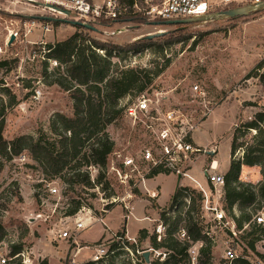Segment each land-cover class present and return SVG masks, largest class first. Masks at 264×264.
I'll use <instances>...</instances> for the list:
<instances>
[{"label": "rangeland", "instance_id": "1", "mask_svg": "<svg viewBox=\"0 0 264 264\" xmlns=\"http://www.w3.org/2000/svg\"><path fill=\"white\" fill-rule=\"evenodd\" d=\"M153 2L160 3L162 0ZM221 10L225 9L211 8L209 14ZM77 20L74 14L63 16L21 0H0V63H4L0 65V103L2 101L7 107L3 138L6 141L21 136L36 139L43 134L51 139L50 123L54 116L60 114L72 117L73 102L69 94L57 85H50L53 79L64 75L63 67L54 64L52 60H46L44 56L47 45L62 42L78 33L86 35L87 43L95 41L107 45V52L111 46L119 49L130 46L127 54L121 50L113 53L117 55L112 59L113 64L116 63L119 70L141 71V76L149 78V83L144 84L140 93L133 92L119 102L117 109H120V114L106 128L114 143L113 150L125 149L131 154L150 144L151 138L144 124L141 121L133 124L123 114V107L145 92L158 90L165 93L171 103H183L187 113L199 120L202 101L190 95L191 86L197 84L207 94L211 113L215 111L201 119L198 130L193 134V141L197 146L213 148L215 152L200 155L191 174L203 182L201 185L204 187L199 168L215 161L218 172L224 174L225 179L230 162L242 156L241 151H236L233 158L230 156L232 130L240 122L248 120L255 111L253 107L243 104L252 102L264 107V88L255 78L245 80L248 74L264 73V68L255 70L256 65L264 59V12L235 20L222 19L181 26H165L157 24L159 22L128 23V33L110 38L104 37L98 29L97 32L79 30L71 24ZM32 22L35 26H32ZM38 24L44 27H38ZM46 25L49 26L48 31L45 30ZM159 31L164 34L153 39H141ZM12 36L13 40L9 44ZM105 51L96 49L102 56ZM84 152L89 154L83 148L73 161L66 157L68 169L52 179L41 173L39 165L26 151L20 154L25 156L22 161L17 160L18 156L11 160L1 159L0 223L4 228L1 240L5 238L13 241L14 245L25 249L26 256L30 258L27 264H85L91 261L96 249L111 251L113 245L116 249L114 256L109 258L110 264L162 263L167 259V251L162 247L152 248L150 238L155 237L157 243H162L167 232L173 229L172 223L179 214L177 211H180L181 221L174 235L180 241L186 239L182 231L189 219H197L203 226L208 222L200 209L199 192L188 181H184L183 185L192 191L193 207L191 202L189 209L179 205L177 211L166 215L168 220L161 219L160 214L170 207L175 189L180 188L177 178L170 174L156 175L147 183L148 188L158 187L160 190L157 200L162 207L158 206L157 200H150L144 192L137 191L138 196L130 204L133 205V216L126 219L129 212L124 209L121 199L117 203H110L111 198H121L126 190L107 175L110 157L104 168L89 170L84 165ZM0 156L3 157L1 152ZM69 167H73V170ZM86 171L90 181L92 177L95 180L99 175L103 176L101 184L87 187L81 184L68 185L65 182L68 174ZM238 180L243 184L246 197H249L250 192L255 193L253 203L246 206L245 211L257 212L264 206L262 197L257 193L258 185L263 181L260 168L254 166L247 170L241 166ZM47 182L57 186L60 198L47 197ZM210 190L214 196L210 200L214 203L217 200L216 192L212 187ZM35 193L44 196L41 197L45 198L43 204L40 196H34ZM220 201L227 207L223 199ZM74 202H80L82 206L80 216L102 219V222H96L77 235L78 245L59 240L51 233L54 228L63 231L72 227V220L65 219L62 211L70 209ZM227 212L239 215V207H233ZM144 218L148 219L142 220ZM210 224L212 227L208 230L214 241L211 242L208 264H231L224 257V243L232 242L227 230L214 227L213 222ZM125 229L130 237L126 236ZM201 245V242L190 243V264L196 263ZM230 247L236 255L255 259L253 254L256 255V247L251 251L243 240L230 244ZM189 250L194 253L190 254ZM145 251L149 252L147 261L142 257ZM195 255L193 261L192 256ZM11 264L22 263L15 261Z\"/></svg>", "mask_w": 264, "mask_h": 264}, {"label": "trees", "instance_id": "2", "mask_svg": "<svg viewBox=\"0 0 264 264\" xmlns=\"http://www.w3.org/2000/svg\"><path fill=\"white\" fill-rule=\"evenodd\" d=\"M237 7L236 5H230L226 9ZM262 12L264 11L258 13ZM36 19H40V17H36ZM123 22L142 23L146 21L141 17H134ZM101 25L111 26L110 23H101ZM77 28L84 32H89L84 28ZM87 41L86 35L82 36L75 33L62 42L46 46L44 58L61 65L64 73L63 76L53 79L50 85L59 86L69 94L73 102L72 117L67 118L57 114L52 119L50 123L51 139L41 134L36 139L31 136H21L13 141H6L2 136V132L7 107L1 101L0 152L3 157L0 156V170L2 169V158L3 160H11L26 151L31 159L39 165L41 173L52 179L65 169H68L69 162L65 158L68 157L70 161L75 160L83 148L89 152L88 155L86 152L83 153V161L86 168L90 166L99 169L105 167L107 158L114 147V143L110 139L106 128L120 114V109H117L119 102L133 92L140 93L144 88V84L149 83V78L141 76V71L134 69L119 70L117 64H113L112 59L117 57L113 53L121 50L124 54H127L130 51V46L123 49L111 46L107 52L105 51V48H108L107 45L95 41L87 43ZM139 42L144 43L143 41ZM96 49L105 51L104 56L99 55ZM0 65H4V63H0ZM263 68L264 59L256 65L255 70L259 71ZM251 78L257 79L260 86L264 88V73L261 75L248 74L245 80ZM243 105L253 107L255 111L248 120L240 122L232 130L230 156L233 158L236 151H241L242 156L238 160L233 159L229 164L224 179L222 197L227 206L224 209L227 215L234 219L237 229H242L245 224L251 221L252 215L256 213H247L245 211L246 206L253 203L255 193L250 192L249 197H246L242 189L243 184L238 180L241 166H257L260 168L263 181L258 185L257 193L264 201V107L252 102L244 103ZM240 138L241 140L238 142ZM69 168L73 170V167ZM103 178V176L99 175L92 182L86 171L68 174L65 182L68 185L81 184L92 187L101 184L100 182ZM198 194L202 202V195L201 193ZM191 195L192 191L187 187H177L170 199L168 211H163L160 214L161 219L163 221L168 220L169 218L166 215L169 212L177 211L179 205L189 209L191 202L193 207ZM34 196L37 198V193ZM236 206L239 207V215L237 213L231 215L227 212ZM81 208L80 202H74L70 209L66 208L64 210L63 216H73ZM177 212L180 214V211ZM179 214L172 223L173 229L167 232V237L162 243H157L155 237L150 238L152 248L158 249L162 247L167 251V259L164 262L153 261L150 264H190L188 249L191 242L203 243L198 251L195 264H208L210 261L212 240L205 234L206 227L199 220L194 219L193 221L189 219L186 222L185 228H183L186 237L185 241H180L175 237L174 233L177 231L181 221ZM3 232L4 228L0 223V241ZM253 234L252 230H245L242 236V240L246 242L247 248L251 249V251H253L255 243ZM111 248L112 250H108V254L99 261L91 260L85 264H110L109 258L114 256L116 246L113 245ZM21 250L20 245H13L11 247V255L19 253ZM231 264L251 263L244 255H241L231 261Z\"/></svg>", "mask_w": 264, "mask_h": 264}, {"label": "built area", "instance_id": "3", "mask_svg": "<svg viewBox=\"0 0 264 264\" xmlns=\"http://www.w3.org/2000/svg\"><path fill=\"white\" fill-rule=\"evenodd\" d=\"M22 1L50 5L52 8L44 9L63 16L65 14L62 11L74 14L78 18L77 22L92 25L106 38L118 36L121 30L129 29L128 23L131 22H123L129 18L141 17L149 23L195 19L210 16L209 10L211 8L226 9L230 5L255 6L264 2V0H162L160 3H154L153 0ZM101 23H110L111 26L101 25ZM32 26H35L34 22H32ZM37 26L44 27L42 24ZM45 30H49L48 25L45 26ZM53 63L56 64V62ZM190 95L193 99L202 101L203 109L199 120L187 113L183 103H171L169 96L158 90L151 93L145 92L139 95L134 102L123 107V114L126 119L132 121L133 124L137 121L144 124L151 142L149 145L141 147L136 153L132 152L130 154L128 150L123 149L113 150L109 154L110 163H108L107 175H110L126 189L121 198L113 197L110 203H117L121 199L120 202H122L124 209L129 212V215H126L125 218L129 219L133 216V205L130 204L138 196V192H144L150 200L155 201L159 198L160 190L158 187L148 188L147 183L154 179L156 175H173L179 181L180 187H186L183 182L188 181L202 194L201 210L205 214L204 218L208 221L205 222V234L214 241L208 230L212 227L210 222H213L214 227L218 229L227 230L228 237L232 241L224 243V257L228 261L231 262L241 256L235 254L230 244L241 241L245 230H252L255 238L256 255L255 253L252 254L255 259L249 260L246 256L245 258L251 264H264V206L252 215L251 221L245 224L242 229H237L234 219L227 215L220 201L223 197L224 174L218 172L214 162L212 161L209 165H202L199 168L204 180V187L192 177L191 172L198 157L203 154H212L215 151L213 148L206 149L197 146L193 141V134L198 130L201 119L208 117L212 108L209 107L211 103L206 100V92L199 85L194 84L191 86ZM24 159V155H19L17 160L22 161ZM88 169L96 168L90 166ZM155 173L157 174L155 175ZM91 181L94 182L93 177ZM211 187L216 192L217 197L214 203L210 200L214 197L210 190ZM46 195L47 197L60 198L59 189L52 182H47ZM37 196H40V194L37 193ZM41 197L44 196H40V199H42L41 204H43L45 198ZM80 211L73 216H64L65 219L72 220L71 228H65L63 231L54 228L51 233L59 240L71 241L73 244L78 245L77 235L79 233L91 228L96 222H102V219H96L92 216L82 217ZM182 233L184 234V231ZM9 243L12 246L14 245L13 241H7L5 238L0 241V264H11L15 261L27 264L26 262L30 261V258L26 256V250L22 249L19 253L11 255ZM189 253L193 254L194 251L189 250ZM107 254L108 250L96 249L91 260L99 261ZM196 256H192L193 261Z\"/></svg>", "mask_w": 264, "mask_h": 264}, {"label": "water", "instance_id": "4", "mask_svg": "<svg viewBox=\"0 0 264 264\" xmlns=\"http://www.w3.org/2000/svg\"><path fill=\"white\" fill-rule=\"evenodd\" d=\"M31 3L36 5V6L42 7V8H52L50 5H44V4H41L38 2H31ZM54 9L57 10L56 8H54ZM57 11H59V10H57ZM260 11H264V2L260 3L258 5H255V6H244V7H237V8H233V9L221 10V11H218V12H216L210 16H206L203 18L166 21V22L157 23V24H163L165 26H177V25H190V24H194V23H208V22L219 21L222 19L242 18V17L248 16L250 14L258 13ZM62 12L66 16L69 15V13L67 11H62ZM40 19H43V18H40ZM71 24L74 27H81V28H84L88 31L97 32V29L95 27H93L92 25H89V24H84V23L77 22V21L73 22ZM153 24H156V23H153ZM163 34H164V32L152 34V35H147L141 39H147V40L153 39V38L159 37ZM12 40H13V36L11 37L9 44L11 43ZM142 257L147 261L149 258V252L148 251L143 252Z\"/></svg>", "mask_w": 264, "mask_h": 264}, {"label": "crops", "instance_id": "5", "mask_svg": "<svg viewBox=\"0 0 264 264\" xmlns=\"http://www.w3.org/2000/svg\"><path fill=\"white\" fill-rule=\"evenodd\" d=\"M214 111H215V110H214ZM214 111H213L211 114H213ZM203 123H204V122H203ZM208 143H210V141H208ZM208 143H207V144H208ZM243 168H246L247 170H249V167H243ZM226 170H227V168H226ZM196 181H198V180H196ZM186 182H187V181H186ZM198 182H199L200 184H203V182H200V181H198ZM152 184H153V183H152ZM156 185H159V183H156ZM191 185L194 186L192 183H191ZM153 186H155V184H154ZM172 194H173V192H172ZM159 197H160V196H159ZM170 197H171V196H170ZM158 199H159V198H158ZM168 201H169V200H168ZM157 204H158L159 207H162V206L158 203V200H157ZM134 205H135V203H134ZM125 232H126V236H127V237H130L129 234H127V230H126V229H125ZM86 249H87V247H86Z\"/></svg>", "mask_w": 264, "mask_h": 264}, {"label": "bare ground", "instance_id": "6", "mask_svg": "<svg viewBox=\"0 0 264 264\" xmlns=\"http://www.w3.org/2000/svg\"><path fill=\"white\" fill-rule=\"evenodd\" d=\"M22 1V0H21ZM129 31H127V30H121L120 32H119V34L121 35V34H125V33H128ZM157 33H162V32H156V33H153V34H157ZM148 35H152V34H148ZM147 36V35H146ZM142 38V37H141ZM214 162V166H217L216 164V162L215 161H213ZM27 263V262H26Z\"/></svg>", "mask_w": 264, "mask_h": 264}]
</instances>
